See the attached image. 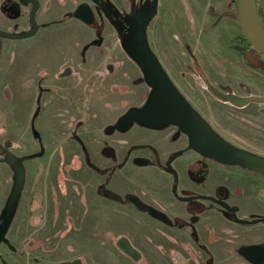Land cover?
<instances>
[{
  "label": "rangeland",
  "instance_id": "obj_1",
  "mask_svg": "<svg viewBox=\"0 0 264 264\" xmlns=\"http://www.w3.org/2000/svg\"><path fill=\"white\" fill-rule=\"evenodd\" d=\"M40 1L37 21H53L51 26L26 38L0 36V218L15 186L8 153L20 157L26 168L20 202L6 232L12 247L0 244V264H48L78 257L84 264H206L191 242V223L178 226L170 218L174 226H167L140 210L136 195L110 188L115 163L128 156L110 142L111 137L113 143L122 141L114 134L134 121L156 128L147 129L149 146L142 155L153 163L157 158L159 166L175 163L181 178L187 158L178 157L179 152L188 148L200 155L189 166L197 190L182 193L188 211L181 215L190 221V214L196 217L204 210L197 216L198 224L205 223L207 232L214 229L231 237L221 239L226 246L241 250L250 242L264 241V175L200 153L184 127L154 117L148 107L153 86L124 45L133 36L130 19L148 17L149 47L176 88L223 139L264 159V55L244 44L236 3L221 0L228 1L225 16L230 20L220 13L205 23L207 16L198 15L201 10L193 0H113L118 15L113 26L107 21L111 15L102 9L96 10V23L87 25L74 16L76 1ZM30 13L31 5L22 0H0V29L23 32ZM258 20L264 36L259 16ZM67 67L71 72L62 74ZM213 86L249 102H226ZM139 129L136 124L132 134ZM6 142L11 146L7 156ZM41 150L43 155L37 156ZM89 161L105 169L99 173ZM130 184V191L143 190ZM109 191L119 197L109 198ZM211 197L224 198L250 225L235 222ZM121 236L145 254L143 260L134 262L117 248ZM187 247L193 260L179 262L176 251ZM238 257L233 260L241 262Z\"/></svg>",
  "mask_w": 264,
  "mask_h": 264
},
{
  "label": "water",
  "instance_id": "obj_2",
  "mask_svg": "<svg viewBox=\"0 0 264 264\" xmlns=\"http://www.w3.org/2000/svg\"><path fill=\"white\" fill-rule=\"evenodd\" d=\"M23 1L26 2L29 0ZM31 1L33 8L30 17L33 28L25 33L7 32L0 29V36L26 38L35 34V15L39 8V2L38 0ZM75 15L88 23L94 21L92 9L87 4L79 6L75 11ZM239 16L247 41L264 55V36L260 34L258 27L259 15L257 0H240ZM129 29L135 37V42L126 41L124 44L125 48L143 69L148 83L153 86L148 103L150 113L158 119L184 127L193 147L200 153L222 163L240 164L245 168L254 169L264 174V159L230 145L212 129L208 122L190 105L184 95L176 88L167 72L163 69L160 61L149 47L145 19L132 20ZM109 69L113 70V67ZM69 73L70 70H67L65 75ZM211 89L220 99L231 101L238 106L246 105L249 102L248 98L226 94L214 86ZM43 153L44 150H41L36 155L42 156ZM13 168L15 170V186L9 199L8 207L0 222V242H9L5 235L11 224L16 203L25 180L24 167L18 163H14ZM211 199L218 201L213 197ZM218 202L222 204L221 201ZM118 247L133 259L140 257L137 248L126 237H123L118 242ZM248 251L249 249L247 253ZM261 256L260 259L256 260L257 262L264 260L263 252ZM48 264H83V262L80 258H75L72 260L50 262Z\"/></svg>",
  "mask_w": 264,
  "mask_h": 264
},
{
  "label": "crops",
  "instance_id": "obj_3",
  "mask_svg": "<svg viewBox=\"0 0 264 264\" xmlns=\"http://www.w3.org/2000/svg\"><path fill=\"white\" fill-rule=\"evenodd\" d=\"M184 1L188 3V0H184ZM207 1L208 2H206L205 0H193V2L197 4V9L201 10V12L198 15L207 16L205 23L210 21L208 20L209 17H213V18L219 17L220 13L222 14L221 17L224 18L227 17L225 16V12L228 6V1L225 3L224 1L221 0H207ZM191 16L194 17V14L191 13ZM227 18L229 19V17ZM135 123L136 122L134 121L129 127V129H127L126 131H123L121 133L117 132L116 134H114L115 135L114 137L116 139H119V141L122 140L123 138H126L125 140H123V142L113 143L112 142L113 139L111 137L110 142L115 145L117 144L118 147L119 146L122 147L124 152L126 153L125 156L127 155L128 156L124 158L123 162L115 163L113 170L114 175H112L111 177L110 188L115 192H119L120 194L123 193L125 195L134 194L140 199L142 203L163 210L164 212H167L169 216L172 217L183 216L181 215L183 211L185 210L188 211V201L184 199L185 196H183L182 193L184 191H189V189L191 188L197 190L196 183L192 180L191 169L189 168V166L192 164V162L198 161L200 155L194 150H192L194 153L189 152L188 148H186V152H182L181 154L179 152L178 157L180 158L186 157L187 164L185 166H181V168L184 169L182 173L183 178H181V174L179 173L180 171L175 168V163L172 162L174 163L173 164L174 166L172 165V168L178 174V178L176 179L174 174L167 170L166 168L167 165L162 163L161 166H159L156 164L157 158H155L156 162L153 163V161L151 162V160L148 159L149 158L148 156L142 155V151H144L145 147L149 146L148 144L145 143L149 141L146 139V137L149 136L147 129L156 130V128L148 124L137 122L136 124H140L139 132L132 134V129L136 126ZM182 134L184 133H180V135ZM156 150L158 149L156 148ZM186 153L188 154L186 155ZM159 155L160 154L157 151L155 157L156 156L159 157ZM136 158L146 159L148 160V164H144V165L136 164L134 162ZM100 168L105 169L103 166H101ZM139 175H145L149 178L138 179L137 176ZM130 182H132L133 184L135 183L137 186H140L143 189L141 193L140 192L135 193L132 190L130 191L129 190V188H131ZM188 184L190 185V187Z\"/></svg>",
  "mask_w": 264,
  "mask_h": 264
},
{
  "label": "flooded vegetation",
  "instance_id": "obj_4",
  "mask_svg": "<svg viewBox=\"0 0 264 264\" xmlns=\"http://www.w3.org/2000/svg\"><path fill=\"white\" fill-rule=\"evenodd\" d=\"M23 1V0H22ZM56 2L60 3V4H63L65 5L68 1H65V0H55ZM73 1H76V5H75V11L77 10V8L81 5H89L90 8L92 9V12L94 14V21L92 23H88V22H85L83 21L82 19L76 17L75 15V11H74V16L76 18H78L79 20H81L83 23L87 24V25H93L96 23V10L97 9H102L103 13L107 16L108 14H110L111 16H107V21L109 22L110 25H113L115 26L114 24V19L115 18H118V15L116 14V11H115V5L113 3V0H73ZM25 2V1H24ZM39 2V8L36 12V15L41 7V1L38 0ZM25 3L27 4H30L31 5V11H32V8H33V3L31 0L29 1H26ZM257 4H258V7H259V2L257 0ZM35 15V23H36V32L35 34H37L38 30L40 29V27H43V28H46L48 26H51L53 21L50 22L49 20L48 21H42V22H38L37 21V17ZM31 13L29 15V19H28V27L23 31V32H16V33H25V32H28L30 31L32 28H33V23L31 21ZM113 18V19H111ZM140 19V18H139ZM144 19V18H143ZM146 19L148 20V17L145 18V23L147 25V21ZM132 20H136V19H130V22H129V27H130V23ZM108 22H105L104 23V26L106 27ZM260 25V23H259ZM104 31V30H102ZM8 32V31H7ZM131 32V31H130ZM34 34V35H35ZM4 37V36H3ZM126 41H124V44H125ZM130 42L134 43L135 42V37L134 35L132 36ZM108 68H111L112 67V64L110 65H107ZM67 70H70L69 67H67L64 71V73L62 74H65V72ZM71 72V70H70ZM227 102V101H226ZM228 102H231V101H228ZM232 103V102H231ZM234 104V103H233ZM236 105V104H234ZM238 106V105H237ZM209 124V123H208ZM129 129V128H128ZM213 129V128H212ZM214 130V129H213ZM218 134V133H217ZM219 135V134H218ZM126 138H123L122 141L120 142H123V140H125ZM225 140V139H224ZM228 142V141H227ZM229 143V142H228ZM230 144V143H229ZM4 148H3V153H5V155L7 156V152H8V149L11 147L10 146V143L9 142H6L4 144ZM231 145V144H230ZM234 147V146H233ZM41 157V156H40ZM7 158L9 159V161L12 163V165L14 163H18L20 165H22V159L20 157H16L15 155H13L11 152L8 153V156ZM213 159V158H212ZM215 160V159H214ZM217 161V160H216ZM220 162V161H218ZM222 163V162H221ZM95 165V163H93ZM137 164V163H136ZM223 164H228V163H223ZM240 165V164H238ZM241 166V165H240ZM24 167V166H23ZM97 167H99L97 165ZM168 167V165L166 166ZM172 167V166H171ZM243 167V166H241ZM100 168V167H99ZM244 169H248V168H245L243 167ZM14 169V168H13ZM25 169V176H26V168L24 167ZM248 170H254V169H248ZM99 173H102V170H97ZM175 171V170H174ZM254 171H257V170H254ZM176 172V171H175ZM259 172V171H257ZM261 173V172H259ZM174 174V173H173ZM177 175V172L175 173ZM174 174V176H175ZM262 175H264L263 173H261ZM176 177V176H175ZM219 195L222 197L224 191L222 189H220L218 191ZM212 198V197H211ZM139 199V198H138ZM224 198H217L218 201H221L222 204L218 201H215L214 202H217L218 204H221L222 206H224L227 211H229V213L232 215V218L235 222L237 223H240L241 225H250L251 221L248 220V219H244V218H239L238 216H236V208L235 207H232L230 204H228L226 201L223 200ZM140 200V199H139ZM194 202V201H193ZM196 206L198 207H202V204H200V202L196 201ZM135 203H137L135 201ZM147 207H149L150 210H143V211H147L151 214V216L153 218H158L159 220H161L162 222H164L167 226H174L171 219L170 218H175L177 221L175 222V224H177L178 226H184L186 224V222H189L191 223L190 225H187L189 227V229L191 230V238L193 241H191L192 243H194L195 245L198 246L199 249H197V251H199L200 254L202 257H205V263L206 264H247V263H250V264H264V260L262 262H257L256 260L257 259H260L262 256V252L264 253V241H258V242H250L246 245L243 246V248L240 250L238 247H236L235 245L233 247H231L230 243H227V246H226V243L225 242H222L221 239H225V240H232L231 237H226V236H223V235H220L218 232H215L214 229L210 230V231H206V229L204 228L205 226V223L204 225H200L198 224V222L200 223V220L199 218L197 217L199 214L202 213V211L204 210H201L199 211L198 213H196V217L192 216L191 215V219L190 221L192 220V222L189 221V219L185 218V216H176V217H172V216H169L167 214V212H164L163 210H160V209H157V208H154L150 205H147L145 204ZM139 208V207H138ZM140 209V208H139ZM142 210V209H140ZM6 210L3 211V214L0 218V222L3 218V215L5 213ZM259 214H262L261 212H259ZM228 218H230V215L227 214ZM182 217L184 219H186V221H184L182 219ZM209 216H207L206 218H208ZM198 218V219H196ZM208 220V219H207ZM12 221V220H11ZM177 227V226H176ZM162 233L164 234L165 238H167V232H164L162 231ZM218 235V236H217ZM6 236V235H5ZM123 237H126L138 250V252L140 253V257L138 259H133L132 257H130L129 255H126L124 252H122L120 250V248L118 247V242L123 238ZM169 239H171V237H168ZM7 244L9 245L10 247H12V245L10 244V241L9 242H3L1 241L0 244ZM116 246L117 248L123 253L125 254L127 257H129L132 261L134 262H140L141 260H143L145 254L143 252L140 251V249L127 237V236H121L117 239L116 241ZM194 246V245H193ZM192 246V247H193ZM168 249V245H167V242L164 241L162 242V250L164 252H166ZM231 249H233V252L231 251ZM249 249L248 253H247V250ZM240 250V251H239ZM191 248L190 247H187L184 249V251H176V259H178V261H188L190 259L193 260V257H191ZM193 255V254H192ZM228 255H230V260H229V257ZM241 257V262L237 260H233V257H236L237 259H239V257ZM79 258V257H78ZM75 259V258H74ZM81 259V258H80ZM72 260V259H71ZM82 260V259H81ZM196 260V263H199L200 262V259H194ZM83 262V260H82ZM236 262V263H235ZM243 262V263H242ZM84 264V262H83Z\"/></svg>",
  "mask_w": 264,
  "mask_h": 264
},
{
  "label": "trees",
  "instance_id": "obj_5",
  "mask_svg": "<svg viewBox=\"0 0 264 264\" xmlns=\"http://www.w3.org/2000/svg\"><path fill=\"white\" fill-rule=\"evenodd\" d=\"M233 2H235L236 3V7L237 8H239V5H240V0H232ZM258 2H259V7H258V14H259V17H260V19H261V21H262V24H263V27H264V3L262 4V3H260V0H258ZM244 44H246V45H248L249 44V42L247 41V40H245L244 39ZM129 128V127H128ZM138 160H140V161H137L136 163L137 164H148V161L147 160H145V159H138ZM90 162V164H91V166H93L95 169H97V170H100L101 168H99V167H97L96 165H94L93 163H91V161H89ZM167 168V170L168 171H170V172H172V173H176L175 171H174V169L171 167V166H168V167H166ZM102 171H103V169H101ZM175 176H176V174H175ZM176 179H177V176L175 177ZM24 185H25V181H24V184H23V186H22V189H21V192H20V195H19V198H18V200H17V203H16V207L18 206V204H19V202H20V198H21V195H22V192H23V188H24ZM110 193V197L109 198H111V199H115V198H117V196H118V194H116V193H114V192H111V191H109ZM10 196H11V194L9 195V198H8V201H9V199H10ZM119 197V196H118ZM137 206L140 208V209H142V210H150L149 209V207H147L144 203H142L139 199L137 200ZM15 207V208H16ZM14 214H15V211H14V213H13V216H12V219H13V217H14ZM11 223H12V221H11ZM11 225V224H10ZM10 227V226H9Z\"/></svg>",
  "mask_w": 264,
  "mask_h": 264
},
{
  "label": "bare ground",
  "instance_id": "obj_6",
  "mask_svg": "<svg viewBox=\"0 0 264 264\" xmlns=\"http://www.w3.org/2000/svg\"><path fill=\"white\" fill-rule=\"evenodd\" d=\"M258 27H259V22H258Z\"/></svg>",
  "mask_w": 264,
  "mask_h": 264
}]
</instances>
